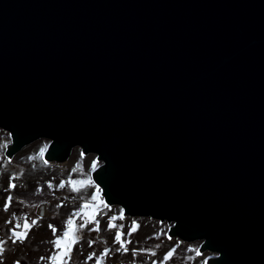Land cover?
I'll return each instance as SVG.
<instances>
[{
  "label": "water",
  "instance_id": "95a60500",
  "mask_svg": "<svg viewBox=\"0 0 264 264\" xmlns=\"http://www.w3.org/2000/svg\"><path fill=\"white\" fill-rule=\"evenodd\" d=\"M0 129L96 154L104 202L205 264H264V0H0Z\"/></svg>",
  "mask_w": 264,
  "mask_h": 264
},
{
  "label": "rangeland",
  "instance_id": "374dc122",
  "mask_svg": "<svg viewBox=\"0 0 264 264\" xmlns=\"http://www.w3.org/2000/svg\"><path fill=\"white\" fill-rule=\"evenodd\" d=\"M10 142L9 133L0 129V240L4 241L0 264H50L48 257L55 251L50 241L55 236L48 225L56 229L57 236L60 235L64 221L73 211L79 210L80 204L94 190L85 187L73 192L67 181L92 180L91 172L101 161L97 160L96 154H83L77 146L66 161L47 162L43 158L50 142L47 138H39L22 147L12 158H7L4 150ZM93 160H96L95 167ZM61 181L65 182L64 186H60ZM8 197L11 199L5 211L3 206ZM100 198L103 199L101 192ZM121 210L119 205H110L102 210L103 215L97 212L98 232L88 231L92 225L79 229L76 232L79 239L72 244L70 255L65 258L67 264H95V259L86 257L89 253L98 256L106 247L110 251L101 258L102 264H152L154 260L159 264L170 248H174L173 255L165 264H205L207 257L216 255L208 250L199 252L201 240L186 242L169 237L167 231L172 223L147 216H127ZM113 215L121 217L114 223L120 227L122 239L128 241L127 252L115 251L118 247L113 243L115 229L107 228L108 217ZM32 221L36 223L31 224ZM78 222L82 221L75 217L74 224ZM133 222L136 227L129 234ZM25 223L31 227L24 241L13 243L9 229L16 230L15 226L19 224V231L24 232ZM89 240L93 241L91 246ZM133 249L137 250L135 257L131 254Z\"/></svg>",
  "mask_w": 264,
  "mask_h": 264
},
{
  "label": "snow or ice",
  "instance_id": "6c2138e0",
  "mask_svg": "<svg viewBox=\"0 0 264 264\" xmlns=\"http://www.w3.org/2000/svg\"><path fill=\"white\" fill-rule=\"evenodd\" d=\"M43 151V150H41ZM93 167L96 165V160L92 161ZM65 182L61 181L60 186H64ZM67 184L71 187L73 192H76L78 189L89 187L94 189L91 192V196L85 201L80 204L79 210L73 211L69 217L64 221V228L60 235H56V229L52 225H48V227L52 230L55 239L50 241L53 245L55 251L48 257L50 264H67L66 257L70 255L72 244L75 243L79 237L76 235V232L79 229H84L86 225H92V227L88 228V231H100L99 224L100 221L95 218L96 213L100 212L103 215V209H108L109 205L104 202L103 199L100 198L101 189L97 184H95L91 179L88 180H69ZM12 185L9 183V188ZM11 197H8L4 203V210H8V201H10ZM84 200V198H81ZM59 206V205H58ZM123 210H121L122 212ZM79 217L82 222H78L74 224V218ZM116 215L109 216L107 220V228L108 229H115V236L113 243L117 244L118 247L115 249L116 252H127L128 248L126 247L128 241L122 239V233L120 227H117L114 221L119 219ZM7 223V221H6ZM36 221H32L31 224H35ZM19 224L15 226L16 230L9 229L11 233V237L13 238V243L20 241L21 243L24 241L25 235L27 230L31 227L29 223L24 224V232L19 231ZM122 227V226H121ZM136 227L135 223L133 222L132 225L129 226V234L134 230ZM93 241L89 240L88 244L91 246ZM179 243V242H177ZM3 244L4 241L0 240V253L3 252ZM109 248H104L98 256H94L92 253H89L86 259H95V264H102V257H105L109 253ZM143 251V250H141ZM174 248H170L163 256L162 260L159 264H165L166 261L173 255ZM132 256L135 257L137 255V250H132ZM217 255L220 257V251H217ZM41 259H44L41 257ZM152 264H157V261H152Z\"/></svg>",
  "mask_w": 264,
  "mask_h": 264
}]
</instances>
